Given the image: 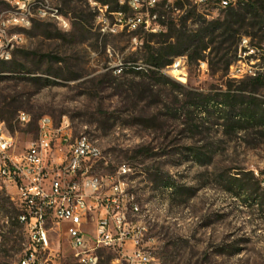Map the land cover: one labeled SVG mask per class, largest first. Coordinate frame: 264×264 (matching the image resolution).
<instances>
[{"label": "rangeland", "instance_id": "1", "mask_svg": "<svg viewBox=\"0 0 264 264\" xmlns=\"http://www.w3.org/2000/svg\"><path fill=\"white\" fill-rule=\"evenodd\" d=\"M177 1L160 0L162 30L152 35L115 27L109 14L108 23L100 21L90 0H43L71 26L33 17L10 31L18 44L0 72V117L13 126L18 152L38 138L48 116L56 126L68 120L73 137L86 134L101 149L88 162L92 173L118 179L128 165L120 179L138 206L128 203V213L145 224V245L162 264H264V135L228 131L226 109L217 105L218 93L242 81L225 68L233 54L220 60L211 51L220 45L211 43L203 60L179 56V67L160 71L151 63L162 44L188 48L173 38L184 25L191 34L226 15L217 2L180 0L179 8ZM7 8L0 0V13ZM251 42L264 48L260 38ZM67 151L56 143L54 156ZM19 214L17 200L0 190V264H19L25 253ZM52 238L57 256L50 264H79L64 230ZM101 255L109 264L114 253Z\"/></svg>", "mask_w": 264, "mask_h": 264}, {"label": "built area", "instance_id": "2", "mask_svg": "<svg viewBox=\"0 0 264 264\" xmlns=\"http://www.w3.org/2000/svg\"><path fill=\"white\" fill-rule=\"evenodd\" d=\"M2 1L8 8L0 13V54L13 55L18 35L10 31L30 23L33 17L58 23L67 19V27L71 26L67 17L52 16V9L59 7L43 0ZM168 1L174 4L176 0ZM192 1L202 5L217 2L227 9L241 0ZM90 2L95 11H101L100 21L108 23L107 14L115 16V27L120 25L130 32L143 29L152 34L162 30L157 11L160 0H118L125 7L119 11H112L97 0ZM248 42L251 37L241 38L238 59L230 66V77L235 80L264 73V67L251 56L256 50H249ZM181 63L182 60L175 66ZM19 118L21 122L29 120L25 113ZM56 143L67 146V153L54 156ZM17 146V136L0 119V190L19 203L18 221L27 236L19 264L52 263L57 256L52 236L63 230L79 264H101L104 249L114 253L111 264H162L145 245V224L136 222L135 215L128 213V203L134 201L123 190L124 180L120 179L131 171L128 165L120 167L118 179L92 173L88 162L100 157L101 149L88 146L86 134L73 137L68 120L56 126L48 116L40 119L36 140L20 152Z\"/></svg>", "mask_w": 264, "mask_h": 264}, {"label": "trees", "instance_id": "3", "mask_svg": "<svg viewBox=\"0 0 264 264\" xmlns=\"http://www.w3.org/2000/svg\"><path fill=\"white\" fill-rule=\"evenodd\" d=\"M104 5H109L112 11L125 10L118 0H97ZM115 3L116 6L111 7L110 4ZM177 6L183 8L184 4L179 0ZM226 15L223 19H217L208 23L207 27L188 33L185 30L186 25L180 29L182 33L179 36L169 37L176 38L180 47L188 46L185 50H176L173 45H160L152 54L151 63L158 71L173 65L174 60L179 56H188L190 61L203 60L206 58L205 52L211 48V43H218L219 47L211 49L212 54L222 60L230 52L232 55L225 63L226 70L232 65L233 61L238 58V51L241 38L248 36L252 38H260L264 43V0H241L237 6H230L225 9ZM154 35V34H152ZM210 37V43L206 42V38ZM251 38V39H252ZM202 42L203 45L198 43ZM230 42L231 49L226 50L224 44ZM234 49V45H236ZM256 52L251 56L264 61V48L255 47ZM258 56V57H257ZM0 66V72L6 69L8 62ZM264 73H258L256 77H247L242 79L241 83L234 88L231 84L228 91L217 94L218 103L221 108L225 107L226 111L222 112L227 130L237 133L245 130L251 134L264 135ZM216 99V98H215ZM214 98H209L211 102ZM206 102V101H205ZM207 103V102H206ZM4 120L3 117H0ZM12 132L13 126L8 125ZM202 154L196 151V157ZM20 215V214H19ZM17 216V222L18 217ZM112 258L109 261L111 264ZM102 264V262H101Z\"/></svg>", "mask_w": 264, "mask_h": 264}, {"label": "bare ground", "instance_id": "4", "mask_svg": "<svg viewBox=\"0 0 264 264\" xmlns=\"http://www.w3.org/2000/svg\"><path fill=\"white\" fill-rule=\"evenodd\" d=\"M91 5L93 6V8H95V5H93V4H91ZM54 15H56V14H54ZM97 17L99 19H101V11H99ZM60 20H61V24H63V26H65V27H67V21H66L67 19L66 20L65 19H60ZM248 49L249 50H255V46H253L252 42H248ZM10 59H11V55H9V54H0V62H6V61H9ZM176 62L179 63L180 61L177 60ZM173 64H175V63H173ZM175 72H178V70H175ZM87 143H88V146H90V147L98 148V147H96L94 145V143L88 137H87ZM130 199H133V201H134V202H129L133 206V209H138V206L135 203L134 195H130ZM18 218H20V215H19Z\"/></svg>", "mask_w": 264, "mask_h": 264}]
</instances>
